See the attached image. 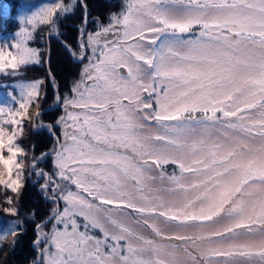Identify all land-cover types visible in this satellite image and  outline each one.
I'll list each match as a JSON object with an SVG mask.
<instances>
[{
	"label": "snow or ice",
	"instance_id": "1",
	"mask_svg": "<svg viewBox=\"0 0 264 264\" xmlns=\"http://www.w3.org/2000/svg\"><path fill=\"white\" fill-rule=\"evenodd\" d=\"M68 11L53 2L18 17L24 26L17 42L0 46V74L15 77L21 66L40 63L27 41L38 24ZM197 27L196 38L185 37ZM65 47L82 69L69 93L56 97L64 115L55 124L35 123L46 98L42 80L4 85L0 106V187L19 194L27 172L45 181L41 191L54 202L36 224L33 264H212L237 255L264 264V0H132L107 25L97 21L86 42ZM25 120L55 137L39 157L35 145L20 142ZM49 157L51 172L39 168ZM166 164L179 174H166ZM218 220L230 223L210 236H165L159 226ZM237 230L248 239L227 251L182 247ZM21 231L10 221L0 247L9 235L14 247Z\"/></svg>",
	"mask_w": 264,
	"mask_h": 264
},
{
	"label": "trees",
	"instance_id": "2",
	"mask_svg": "<svg viewBox=\"0 0 264 264\" xmlns=\"http://www.w3.org/2000/svg\"><path fill=\"white\" fill-rule=\"evenodd\" d=\"M35 1L38 4L43 0ZM27 2L26 0H0V5L7 8L5 10L0 7V35H4L6 30L11 32L18 27L15 15L18 11L27 8ZM126 2L127 0H82L81 2L77 0L73 4V9L66 14H62L54 24H38L27 45L42 54L43 57L39 58L40 63L21 66L15 77L0 74V91L6 94L9 89L3 86L19 81L26 82L36 79L44 81L41 85L40 94L41 97H44L46 92V98L41 102L43 112L40 119L45 125L55 124L59 116L56 97L57 95L64 96L69 93L72 81L78 78L82 67L79 63L73 61L65 45H70L73 49L78 45L85 12L87 21L85 33L89 34L97 30V21L107 25L109 14L120 12L122 8L126 7ZM51 27L55 28L56 31H53ZM197 31H200L198 27L193 32ZM80 39L86 41V35L80 37ZM47 49H49L48 71L50 78L47 77L44 65ZM55 131L59 135V126L56 127ZM54 139L55 137L51 136L47 130L34 132L33 123L29 124L27 120L24 121L23 136L20 138V142L26 149H31L32 145H35L36 156L49 151ZM47 160L39 165H44L42 168L51 172L53 167L49 163V166L46 164ZM28 161H26V166ZM162 168L166 174L178 173L177 167L172 164L162 166ZM31 182L26 172L24 186L19 194L10 191L5 193L3 188L0 187L3 190V193L0 191V216L7 215L6 217L9 219L18 217L22 226V231L18 233L14 247L12 246V236L9 235L3 240L2 247H0V264H32L34 260L35 251L32 248V242L36 237L34 232L35 221L38 222L41 218L43 220L46 217L49 203L41 196L36 185ZM9 197L12 198L11 205L6 203ZM6 207L15 208L18 215L11 216L6 213L4 211ZM92 234L100 238L97 230H92Z\"/></svg>",
	"mask_w": 264,
	"mask_h": 264
},
{
	"label": "rangeland",
	"instance_id": "3",
	"mask_svg": "<svg viewBox=\"0 0 264 264\" xmlns=\"http://www.w3.org/2000/svg\"><path fill=\"white\" fill-rule=\"evenodd\" d=\"M26 1H28L27 4H26L27 8L25 10L18 11L16 13V15H15V20L18 21V27L16 29H14L13 31H11V32L6 30L4 35H0V43H1L0 46H3L5 43H7V44L15 43L19 39V37L16 36V33H18L20 28L23 27L24 25L21 24L20 19H18V17L30 16V15L34 14L35 12L39 11V9L41 7L48 6L49 4H51L53 2L63 3L65 6H67L69 8L68 12H70L73 9V4H75V2L77 0H43L40 3H38V4L36 3L37 1H35V0H26ZM129 2H132V0H127L126 5ZM68 12H66V13H68ZM62 14H64V13H61L60 16ZM86 25H87V21H86V12H85V14L83 15V28L81 30L80 37H83V36L86 35V38H87V34L85 33ZM29 29L31 31L30 26H29ZM49 29H50V27H49ZM51 29L53 30V27H51ZM195 33L196 32H191V33L185 34V37L194 39V38H196L198 36V34L196 33L197 35H195ZM80 37L78 38V41L81 40ZM111 38H113V37L109 36V39H111ZM86 41H87V39H86ZM48 53H49V51H48ZM46 56H47V53H46ZM46 56H45V59H44V65H45ZM40 57H43V56H42V54L39 53V58ZM48 59H49V57H48ZM85 63H87V61H85ZM30 64H32V63H30ZM47 67H48V64H47ZM81 69H82V67H81ZM80 72H81V70H80ZM121 73H122V75L127 76L126 70H121ZM46 74H47V72H46ZM36 80H39V79H36ZM36 80H34V81H36ZM21 82H24V81L15 82V83H12L10 85H18ZM26 82H33V80L32 81H26ZM14 94L17 95V96L19 95V88L18 87L16 88ZM6 99H7V93L5 94L2 91H0V106H3L4 101ZM15 107H18V105H15ZM58 107H59V116H58V118H59L60 116L64 115V107H63L62 104L58 105ZM36 111H37L36 107H32L31 110H30V113L34 114ZM44 111H47V110H44ZM27 121H28L29 124L33 123L32 120H27ZM41 122H42L41 119H39L35 123L39 124ZM151 130L155 131V129H151ZM61 133H62V127L59 126V135H61ZM54 141H55V139H54ZM53 145H54V142H53L51 148L53 147ZM29 163H31L30 160L28 161L27 164H29ZM48 163L51 164L52 167H53V159H52V157L48 158V160L46 161V164H48ZM49 164H48V166H49ZM42 166L44 167V165H42ZM42 166L39 165V168L43 169ZM178 172H179V169H178ZM152 174H155V173H152ZM30 179L32 181L31 183H34L36 185V187L38 188V191L40 192L41 196L45 200H47L48 203H49V209L47 211L46 217L43 220H41L42 219L41 218L40 220H38V222L35 221V225H36V224L41 223L42 221L46 220L51 215V211H52V209L54 207V202L46 199L45 195L41 191V185L45 183V181L43 179H40L39 182H37L38 178L35 175L31 176ZM188 180L190 182L191 181V177H189ZM158 183L159 182H157V184ZM72 188H73V190H75L74 186H72ZM0 191H2V193H3L2 189H0ZM13 197L15 198V195ZM63 206H64V202L60 201L59 202V207L61 208V210H62ZM126 211H131V210H126ZM133 215L135 216L136 214L133 213ZM6 216L7 215H5V216L3 215L2 217L0 216V231H2L4 228H6L10 221L15 220V221L20 222V219L18 217L9 219ZM77 220H78V222L81 223V230H83V227H82L83 220H82V218L81 217H77ZM228 223H230V222L227 221V220H218L216 222H208V223H205L202 226H194V227L193 226H190V227H175V226H173V223H169V224L159 223V226L164 230V235L165 236H174V235H177V234L186 235V236H196V235L210 236L212 233H214L216 231H222L223 228L225 227V225L228 224ZM60 227L62 228L63 226L61 225ZM51 228H52V224L49 223L44 230L47 232V231L51 230ZM92 230H97L99 232L98 229H91L90 230L91 234H92ZM135 230L140 232V233H142V234H144V235H149L150 234V230L146 231L144 228H141V227H136ZM34 232H35V235H36V237H35V239H36L37 238L36 226L34 227ZM237 232H238V235L226 236V238L223 239V240H220L219 238H215L211 243H203V244H199V245L188 244V245H182V247H189L193 251H195L197 247H199L201 249H206V248H209V247L222 248V249L227 251V250H230V246L236 245V244H241V243H244V242L247 241L248 238L244 235V232L242 230H237ZM99 234H100V238H103V234L100 233V232H99ZM152 236H154V234H152ZM155 239L156 240H160L161 238L160 237H155ZM177 243H179V242H177ZM32 248L35 251L34 260H36L38 255H39V251H38V249L33 247V242H32ZM104 251H105V254H107L108 249L105 248ZM32 264H33V262H32ZM212 264H247V261L242 259V258H240L237 255L235 258H219V259L213 260Z\"/></svg>",
	"mask_w": 264,
	"mask_h": 264
},
{
	"label": "water",
	"instance_id": "4",
	"mask_svg": "<svg viewBox=\"0 0 264 264\" xmlns=\"http://www.w3.org/2000/svg\"><path fill=\"white\" fill-rule=\"evenodd\" d=\"M79 1L81 2V0H79ZM48 57H49V53H48V49H47V56H46V60H45V67H46L47 76L49 77V72H48V67H47Z\"/></svg>",
	"mask_w": 264,
	"mask_h": 264
},
{
	"label": "bare ground",
	"instance_id": "5",
	"mask_svg": "<svg viewBox=\"0 0 264 264\" xmlns=\"http://www.w3.org/2000/svg\"><path fill=\"white\" fill-rule=\"evenodd\" d=\"M166 165H168V164H166ZM172 165H174V164H172ZM163 166H165V165H163ZM175 166H176V165H175ZM176 167H177V166H176ZM177 170H178V167H177ZM178 173H179V172H178ZM178 173H177V174H178Z\"/></svg>",
	"mask_w": 264,
	"mask_h": 264
},
{
	"label": "crops",
	"instance_id": "6",
	"mask_svg": "<svg viewBox=\"0 0 264 264\" xmlns=\"http://www.w3.org/2000/svg\"><path fill=\"white\" fill-rule=\"evenodd\" d=\"M179 174V173H178Z\"/></svg>",
	"mask_w": 264,
	"mask_h": 264
}]
</instances>
